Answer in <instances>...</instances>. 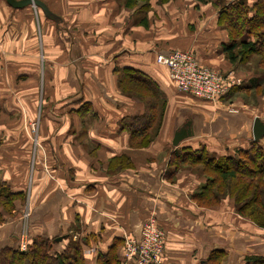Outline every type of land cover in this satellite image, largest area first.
I'll use <instances>...</instances> for the list:
<instances>
[{"label":"crops","instance_id":"1","mask_svg":"<svg viewBox=\"0 0 264 264\" xmlns=\"http://www.w3.org/2000/svg\"><path fill=\"white\" fill-rule=\"evenodd\" d=\"M41 1L54 17L0 0V183L30 199L29 238L77 236L85 264H97L115 240L140 239L153 216L166 232L163 264H209L216 250L226 252L221 264L264 256V228L229 201L200 206L193 195L203 179L172 163L184 147L204 146L218 157L248 147L254 119L264 115L232 114L179 93L167 67L156 63L161 53L191 49L201 65L233 72L251 89L260 76L223 51L229 36L218 23L220 4L235 0ZM126 68L155 84L156 107L152 92L138 93L127 82L120 87ZM25 120L37 121L51 165L44 177L37 166L31 188ZM184 124L194 135L175 146ZM134 132L144 141L152 137L135 145ZM19 201L0 224V248L20 243ZM118 251L123 262V246Z\"/></svg>","mask_w":264,"mask_h":264},{"label":"trees","instance_id":"2","mask_svg":"<svg viewBox=\"0 0 264 264\" xmlns=\"http://www.w3.org/2000/svg\"><path fill=\"white\" fill-rule=\"evenodd\" d=\"M136 1H143L145 5H149L150 0ZM167 1L169 0H159L161 3ZM224 3V5L220 4L222 6H220L218 23L227 30L229 36V43L223 49L226 57L231 62H244L251 55H257L264 66V0H256L252 4L247 0L224 1ZM257 79L253 87H257L262 82L261 77ZM119 82L122 89L126 86V82L133 83L135 84L133 91L140 93L141 89H144L152 92L154 98L159 97L155 84L136 69H123ZM241 88L242 85L233 88L232 91ZM133 135L138 137L136 132ZM186 162L201 166L204 172L212 174L207 184L201 186L193 195V199L200 206L213 205L212 200H218L219 195L214 192L215 189L226 192L237 203L241 215L248 217L258 227L264 228L262 142L252 141L248 147L237 149L236 153L219 157L204 146L198 149L184 147L173 156L172 163L179 167V164H187ZM25 197L26 193L13 191L9 183L5 181L0 183V224L13 213L15 202ZM55 239L45 236L30 237L26 250H21L15 245L2 247L0 264H85L83 244L80 241L67 235L65 238L67 244L59 249ZM122 243L121 239L115 240L107 253L99 254L97 264H121L118 249ZM225 255L226 252L223 250L212 252L209 256V264H221ZM245 264H264V256L252 255L246 259Z\"/></svg>","mask_w":264,"mask_h":264},{"label":"built area","instance_id":"3","mask_svg":"<svg viewBox=\"0 0 264 264\" xmlns=\"http://www.w3.org/2000/svg\"><path fill=\"white\" fill-rule=\"evenodd\" d=\"M156 63L167 67L168 79L176 91L206 102L221 101L233 88L243 83L233 72L225 74L201 65L191 49L161 53L157 55ZM24 216L29 217V213ZM28 228L24 220L22 237L17 245L21 250H26L29 244ZM165 239L166 232L158 225L155 217L149 216L142 225L140 239L124 235L123 264H163Z\"/></svg>","mask_w":264,"mask_h":264},{"label":"rangeland","instance_id":"4","mask_svg":"<svg viewBox=\"0 0 264 264\" xmlns=\"http://www.w3.org/2000/svg\"><path fill=\"white\" fill-rule=\"evenodd\" d=\"M224 4L225 3L223 2L222 5H224ZM222 5H220V6H222ZM260 59L261 58L257 55H251L248 59H246V61L235 62V63L238 64L239 66H242L244 68V70H247L248 72L257 73L262 78V82L259 83V85L257 87H252L249 90H246L245 86H247V85L244 84L245 86H244V88L243 87L241 88L242 89L241 91L235 90L233 93H230V94L226 95L224 98H222L223 101L214 102V104H212V106L214 108H223L232 114L241 113V112H243V111H241V109H242L246 113L251 115L252 117L257 116V115H264V66L260 63ZM243 83H244V81H243ZM243 83H242V86H243ZM141 91L144 95L150 96V92H148L144 89H141ZM150 103L151 104L153 103V105H155V107L157 106V102H156L155 98H154L153 102H150ZM147 106H148V104H147ZM25 121H26L25 122V128H24L25 130L23 129V131H24V133H25V131L27 133V134L26 133L25 134H26V136L30 142L31 152H32V155H31L30 160H29L30 161L29 186L31 188L33 185V174H34L35 170H37V168L39 169L41 167L40 170L42 171L43 177L45 175L51 176L50 175L51 165L49 163L48 157L44 156L47 152L45 151V147L43 145L42 138L39 135V128H38L39 125L37 126V121H35V120H33V121L32 120H29V121L25 120ZM34 127H35V131H34ZM151 137H152V135H148L146 137L147 141H144L141 138V136H139L132 142L135 145H142V144L147 143L149 141L148 139ZM252 141H253V139H252ZM239 148H243V147H237L236 149H234V152L236 153V150ZM39 165H40V167H37ZM185 168L186 169H192L193 172L198 173L201 176V178L203 179V182L201 184L202 187L205 184H207V182L209 181V179L211 178V175H212L210 172H204L203 168L201 166H196V165H193L190 163L179 164L178 169H185ZM52 179L54 181L56 180V178H52ZM214 192L219 195L218 200H212L213 205H205L203 207H217V206L229 201L232 204V206L235 207V209L238 211L237 203L235 202V200L230 198L226 194V192H222V191L219 192L216 189L214 190ZM28 199L24 198V199L19 201V202H21V204L24 208L23 213H22V218L25 220V224H27L28 221L30 220L31 213H32V205H31L30 199L29 200ZM213 199H214V197H213ZM27 213H29V217L24 216V214H27ZM244 217H246V216H244ZM246 218H248V217H246ZM73 239L76 241H80L82 243V240L79 237H76ZM122 246L124 248V243H122ZM121 264H123V262H121Z\"/></svg>","mask_w":264,"mask_h":264},{"label":"water","instance_id":"5","mask_svg":"<svg viewBox=\"0 0 264 264\" xmlns=\"http://www.w3.org/2000/svg\"><path fill=\"white\" fill-rule=\"evenodd\" d=\"M9 5H11L14 8H23L27 5H34L36 7H40L43 9L45 14L48 17H54V14L49 10L46 3H44L41 0H7ZM188 125L191 126L189 123ZM187 125V129L179 128L178 131L175 133L173 144L175 146H179L185 139L192 137L194 135L192 128ZM252 135H253V141L254 142H261L264 139V120L260 117H255L253 126H252ZM66 238V236L63 237H57L55 239L56 242L63 241Z\"/></svg>","mask_w":264,"mask_h":264},{"label":"flooded vegetation","instance_id":"6","mask_svg":"<svg viewBox=\"0 0 264 264\" xmlns=\"http://www.w3.org/2000/svg\"><path fill=\"white\" fill-rule=\"evenodd\" d=\"M181 128L187 129V124H184Z\"/></svg>","mask_w":264,"mask_h":264}]
</instances>
